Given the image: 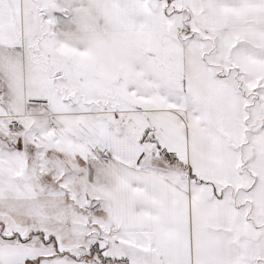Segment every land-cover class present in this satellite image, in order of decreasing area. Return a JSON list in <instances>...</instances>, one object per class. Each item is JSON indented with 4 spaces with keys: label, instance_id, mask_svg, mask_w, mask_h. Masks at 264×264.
Listing matches in <instances>:
<instances>
[{
    "label": "snow or ice",
    "instance_id": "snow-or-ice-1",
    "mask_svg": "<svg viewBox=\"0 0 264 264\" xmlns=\"http://www.w3.org/2000/svg\"><path fill=\"white\" fill-rule=\"evenodd\" d=\"M0 264H264V0H0Z\"/></svg>",
    "mask_w": 264,
    "mask_h": 264
}]
</instances>
